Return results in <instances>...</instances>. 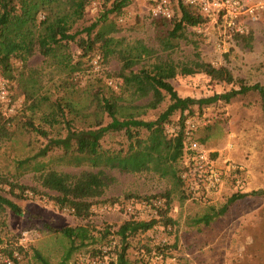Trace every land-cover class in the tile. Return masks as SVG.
<instances>
[{
    "label": "rangeland",
    "instance_id": "1",
    "mask_svg": "<svg viewBox=\"0 0 264 264\" xmlns=\"http://www.w3.org/2000/svg\"><path fill=\"white\" fill-rule=\"evenodd\" d=\"M110 2L107 1L105 6L109 7ZM103 10L102 0H92L71 32L90 25ZM111 25L115 30L107 35L116 39L113 47L125 49L140 40L154 50L143 55L130 69H122L125 73L142 67L149 69L151 64L165 59L172 61L179 72L183 65L191 66L198 53L201 61L215 67L226 66L235 78L229 84L211 80L203 72L177 73L168 81L181 97H206L238 88L241 82L247 85L264 83V12L253 21L247 20V27L252 30L249 40L247 37L232 38L224 32L221 23L212 18L201 25L203 32L186 27L183 36L173 39L174 46L169 49L162 47L161 40L172 25L153 19L146 0H131L121 14L110 13L104 23L98 22L91 37L97 30H107ZM78 37H86L85 32H80L76 39ZM219 40L224 45L218 49L215 45ZM99 44L84 57L77 42H68L62 51L68 54L70 63H79L75 70H63L53 58H45L35 51L25 63L18 57L11 59L13 78L6 79L0 72L14 105L11 113L0 108V116L11 118L0 128V174L4 179L1 193L21 210L16 214L5 207L0 212V248L17 249L21 256L19 264H40L34 257V250L51 264H60L65 258V264H76L88 256H100L102 247L110 240H116L119 249L120 241L113 231L131 216L143 220L159 219L152 228L128 237L126 256L131 261L145 264H264V194L257 193L264 190V113L256 91L236 95L229 102L218 100L201 107L192 105L182 113L186 118L202 123L195 136L216 159L240 163L245 169L239 184L231 178L225 179L221 189L207 198L185 196L181 184L168 175L105 167L103 194L93 199L89 216L81 218L67 205L60 207L55 203L52 197L57 193L40 184L38 175L42 171L52 169L78 174L82 170L98 169L87 161L78 162L64 155L60 147L50 146L43 155L41 150L49 138L64 137L68 129H88L90 125L94 128L98 119L95 113L98 99L113 97L120 90L122 78L118 73L123 60L117 53L103 58L97 68L90 63L94 51L100 49ZM108 79L118 80L117 91L107 84ZM24 86L31 89L37 86L35 103L32 104L31 98L26 99ZM149 99L121 94V98H117L119 109L127 110L118 117L133 113L136 119L153 120L170 102L165 94L157 107H143ZM60 109H63V116ZM47 113H53L52 123L42 118ZM179 117L178 110L170 119ZM99 118L103 125L110 121L106 113ZM131 129L140 136L146 133L144 128ZM99 143L101 149L125 151L129 140L121 130L107 132ZM183 164L179 159L176 167L182 168ZM9 183L32 188L21 192L14 186L10 188ZM236 193L244 196L236 198L224 213L216 215ZM156 198L169 201L167 217L172 222L160 218L155 208L138 201ZM128 204H132V210L124 211V205L126 208ZM208 211L215 214L209 223L199 222L198 218ZM77 226H85L89 232L90 238L83 243L78 239L71 241L61 232L64 227ZM25 229L29 231V237L19 250L20 232ZM104 230L110 233L105 235Z\"/></svg>",
    "mask_w": 264,
    "mask_h": 264
},
{
    "label": "trees",
    "instance_id": "2",
    "mask_svg": "<svg viewBox=\"0 0 264 264\" xmlns=\"http://www.w3.org/2000/svg\"><path fill=\"white\" fill-rule=\"evenodd\" d=\"M91 1L0 0V72L6 79L13 78V65L11 62L13 57H18L22 63H25L35 51H38L45 58H53L63 70L70 71L77 69L79 63H70V57L68 58V54L66 55L62 51L70 41L77 42L78 46L82 49V56L84 57L96 48L97 43H100V49L94 51V53L100 52L102 58H107L110 54L117 53L118 57L123 60L120 67L121 71L118 73L122 78L121 88L116 94L112 95L113 97L102 96L98 99L95 111L98 119L94 123L95 127L93 128L90 125L88 129H68L64 137L49 138L46 147L41 150V155H43L50 146L60 147L64 155H69L78 162L80 160L87 161L92 167L98 168L97 171L82 170L78 174H73L50 169L40 172L38 180L43 187L57 193L52 197L55 203L60 207L67 205L72 208L75 216L81 218L89 216L93 199L103 194L105 187L103 168L105 167H118L121 170L131 172L154 171L162 176L168 175L181 184L185 196H188L183 179L180 176L183 168L176 167L178 160H183V155L187 148L185 135L180 130L176 135L168 136L164 131L165 123L174 121L182 124L183 120L186 119L182 113L192 105L201 107L218 100L229 102L236 95H243L248 91H256L259 94L261 108L264 113V83L256 82L247 85L241 82L238 88H231L228 91L214 93L210 96L199 98L191 96L181 97L168 81L174 78L177 73L190 75L196 72H203L211 80L225 81L229 84L235 81L229 68L226 66L215 67L211 63L201 61L198 53H196V60L192 62V65H183L179 72H177L176 65L172 61L165 59L151 64L149 69L142 67L138 70H130L128 73H125L122 69H130L143 55L151 54L154 50L144 45L140 40H136L133 45H129L125 49L113 47L117 41L114 37L107 35L108 32L115 30L112 25L107 30H97L93 34V37H91V33L98 22L104 23L108 19L110 13L121 14L122 9L131 0H111L109 7L105 5L110 0H102V9H104L102 13L81 31L71 32L74 24L83 18L85 9ZM178 12V16L171 19L153 18L167 21L172 25L167 35L161 40L164 49L173 47L174 43H172V40L182 37V32L186 27L195 28L196 26L205 25L212 19L210 14L201 13L198 6L183 4L180 0H178ZM80 32H85L86 37H78L76 39ZM251 36L252 30L247 28V31L244 33H234L232 38L247 37L249 40ZM36 87L32 89L30 87H23L26 99L31 98L32 104L37 101H35L34 97L37 92ZM115 91H117V88ZM123 93L134 98L150 97L143 105L146 108L157 107L164 99L165 94L169 96L170 102L157 118L153 120L136 119L133 113H128L119 118L118 114L123 115L124 113L121 112H126L127 110V108L126 110H120V105L117 103V98H121V94ZM178 110L180 111V117L172 121L170 116ZM102 113H106L110 117V121L104 125L102 124V119L99 118ZM60 114L61 116L64 115L63 109H60ZM0 115H2L1 111ZM52 116L53 113H47L42 118L52 123ZM10 120V117L4 119V117L0 116V128ZM54 121L56 122L57 118ZM132 127L144 128L146 133L144 136H140L139 132L135 133L132 131ZM33 129L42 132L38 127L33 126ZM121 130L125 131L129 140L125 151L101 149L99 141L104 134ZM196 139L199 140L197 137ZM199 141L202 142L201 140ZM36 170L39 171L40 169L37 168ZM3 182L4 179L0 174V212L5 207H8L14 213L19 214L21 212L20 207L1 193ZM9 184L10 188L14 186L21 192L24 189L32 188L30 186L18 185L17 183ZM257 193L264 194V190ZM243 196V193L231 195L227 202L219 209V212L215 214L220 215L224 213L231 202ZM158 199H140L138 201H140V204L142 201L147 202L151 207L159 211L160 218H167V221L172 222L171 218L167 217L169 201L167 199L165 201L160 199L162 204L153 205L152 202ZM123 209L126 211L125 205ZM215 214L208 211L199 217L198 221L208 224ZM158 220L154 218L149 220L135 219L130 216L120 224L113 231L120 241V248L118 249L116 240H112L115 241L113 249L115 259L110 264H145L143 261H131L128 259L126 256L127 239L137 232H145L152 228ZM61 232L71 241L78 239L83 243L84 240L90 238L85 226L64 227L61 229ZM102 233L107 235L110 231L104 230ZM18 249L20 250L22 247H18ZM0 252H10V249L0 248ZM33 254L40 264H51L37 250H34ZM66 260L67 258H65ZM65 261L60 264H65Z\"/></svg>",
    "mask_w": 264,
    "mask_h": 264
},
{
    "label": "built area",
    "instance_id": "3",
    "mask_svg": "<svg viewBox=\"0 0 264 264\" xmlns=\"http://www.w3.org/2000/svg\"><path fill=\"white\" fill-rule=\"evenodd\" d=\"M183 4L196 5L203 14H210L227 35L234 33H244L247 31V20H255L257 15L264 12V0H180ZM148 10L152 18L171 19L178 16V0H146ZM198 32H203L201 26H196ZM223 41H217L215 47L221 48ZM102 54L96 52L90 59L93 67H99L102 62ZM107 84L116 89L118 80L108 79ZM0 106L4 112H13V102L6 86V81L0 77ZM202 125L199 121L191 118L183 120L182 124L177 122H167L164 125V131L168 136L176 135L180 130L184 133L187 148L183 155V170L180 176L183 179L186 193L188 196L200 195L205 198L218 192L225 179L231 178L236 184L243 179L245 171L240 163L225 159L219 161L212 153L200 143L195 136L198 126ZM144 206H150L142 201ZM153 205L162 204L160 199L154 200ZM132 204H128L126 209L131 211ZM29 231L20 232L18 246L24 247L28 240ZM115 241H110L107 246L101 249V255L97 257L88 256L80 259L76 264H110L115 259L113 249ZM158 255H156V258ZM21 256L17 249H11L10 252H0V264H19Z\"/></svg>",
    "mask_w": 264,
    "mask_h": 264
}]
</instances>
